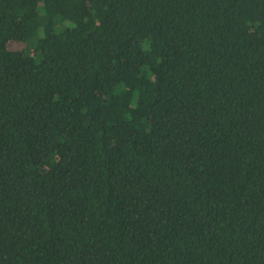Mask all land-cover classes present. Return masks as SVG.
<instances>
[{"label":"trees","instance_id":"1","mask_svg":"<svg viewBox=\"0 0 264 264\" xmlns=\"http://www.w3.org/2000/svg\"><path fill=\"white\" fill-rule=\"evenodd\" d=\"M0 264H264V0H0Z\"/></svg>","mask_w":264,"mask_h":264}]
</instances>
